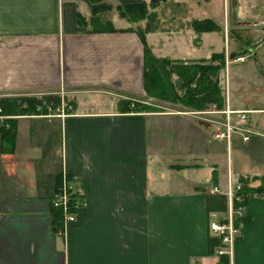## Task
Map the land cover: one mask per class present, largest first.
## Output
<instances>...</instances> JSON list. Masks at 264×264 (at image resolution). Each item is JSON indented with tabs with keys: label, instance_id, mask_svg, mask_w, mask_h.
Here are the masks:
<instances>
[{
	"label": "crops",
	"instance_id": "crops-1",
	"mask_svg": "<svg viewBox=\"0 0 264 264\" xmlns=\"http://www.w3.org/2000/svg\"><path fill=\"white\" fill-rule=\"evenodd\" d=\"M150 1L0 0V98L48 101L27 113L0 106V264H264V195L245 200L241 235L220 253L210 223L227 216L229 201L207 190L264 175V106L228 95L222 107H143L145 44L174 61L218 51L197 55L200 34L178 32L186 24L146 30ZM142 2V21L121 14ZM240 16L234 26L251 23ZM185 41L190 49L170 54ZM259 58L264 67V48ZM227 108L246 112L232 115L252 133L244 146L239 132L214 137ZM64 176L86 201L73 221L57 219L51 201Z\"/></svg>",
	"mask_w": 264,
	"mask_h": 264
},
{
	"label": "rangeland",
	"instance_id": "rangeland-1",
	"mask_svg": "<svg viewBox=\"0 0 264 264\" xmlns=\"http://www.w3.org/2000/svg\"><path fill=\"white\" fill-rule=\"evenodd\" d=\"M151 0L150 4L154 2V7L149 18V26L154 28L153 31L158 34L162 33L163 27H177L179 24H186L190 27L189 29H184V31H178L179 33H184V39L191 38V32H198L200 37L197 36L194 40L196 47H199L197 55L205 56L214 50H218L216 53H222L223 61L221 58L212 60H190L185 59L182 61H174L168 58H160L165 60L162 62L164 68L162 73L164 74L167 87L170 92L168 96L161 95L160 92L151 90L147 92L151 104H145L143 107L146 108H156L158 106L165 105L167 107H177L185 106L187 108L198 107L201 99V95L205 92L202 91L203 87L210 88L214 91L215 96L219 89L222 91L220 94H224L226 101H228V95H230V100L235 105H260L264 106V83L258 87L256 83L257 77L253 78L251 81L241 82L242 72L249 73L250 75L257 76L260 74V78H263L264 73H262L261 66L262 61L259 58L261 50L264 48V44L261 45L260 50L255 48L253 53L249 54V57L245 61H240L241 58L247 56L248 54H243L238 56L246 46L256 43L264 36V25L263 20L259 18H264V0ZM236 6H238V14L240 13V20H248L251 23L245 25L234 26L233 16ZM141 10L131 9L126 13L128 16H132L134 13L139 14ZM148 12H150L148 10ZM191 21L187 18H192ZM137 21H142L141 17H133ZM185 20V21H184ZM203 20H209V22H202ZM258 20V21H256ZM198 22V23H197ZM142 23V22H141ZM171 24V25H170ZM211 24H217L219 26L217 31H202L205 27H210ZM185 25V26H186ZM192 30V31H191ZM204 33V36H203ZM190 36L188 37V35ZM177 39V38H176ZM190 41V40H189ZM185 44L175 42L171 55L184 50L190 49L188 47V41ZM187 43V44H186ZM172 43L169 46H163L164 49H171ZM222 50V51H220ZM165 53V52H163ZM169 54V55H170ZM161 64V66H162ZM152 65V62H151ZM201 68L204 71L203 76ZM157 73H161V70L157 69ZM179 71V72H178ZM180 71L182 74H180ZM228 71L233 76V79L228 81L227 74ZM196 72L195 78L187 82L186 75ZM226 77V80L224 79ZM204 79V80H203ZM225 80V82H224ZM204 84H202L203 82ZM225 91H223V89ZM161 95H158V93ZM196 93L194 98L186 99L188 93ZM225 100V99H224ZM57 102L58 100H53ZM140 102L135 104V108H142ZM255 116L254 113H247V120H252ZM239 117L234 116V120ZM237 134L234 133V137ZM251 136L252 133H249ZM239 140V145H246V141L243 139V135H237ZM243 139V141H242ZM248 141V140H247ZM236 152L233 151V161L235 160ZM234 179V178H232ZM233 182H236L234 180ZM238 182V181H237ZM236 182V183H237ZM241 182V181H240ZM261 180H253L252 184H258ZM242 183V182H241Z\"/></svg>",
	"mask_w": 264,
	"mask_h": 264
},
{
	"label": "trees",
	"instance_id": "trees-1",
	"mask_svg": "<svg viewBox=\"0 0 264 264\" xmlns=\"http://www.w3.org/2000/svg\"><path fill=\"white\" fill-rule=\"evenodd\" d=\"M150 5L151 7H154V2H152ZM131 9H139L141 11L139 12V14L134 13L132 16L126 15V13L128 14V12L126 11H130ZM148 13H149L148 5L145 2H142L140 4H135V5H127L121 8V14L124 16H128L132 19L133 17L145 18L147 17ZM148 16L150 17V15ZM205 21L209 22V20H203L200 22V24ZM218 28L219 26L217 24H211L210 27H205L200 30L209 31V30L218 29ZM147 29H150V26H148L146 30ZM141 37H142V40L145 42L144 31L141 32ZM222 55H223L222 53H214L211 58L212 60L221 58V60L223 61ZM164 61L165 60L163 59L155 57L152 54L149 47L147 46V44H145L144 88L147 92H151V90H154L155 93L156 91H158L160 92L162 96L163 95L168 96V92H170L171 85L169 83V89H168L164 74L162 73L163 72L162 69L164 68V64H162V62ZM151 62H152V65H151ZM157 69L161 70V73L160 72L157 73L158 72ZM202 70L203 69L201 68V72L203 76L204 71ZM261 71L262 73H264V67L262 66H261ZM180 74H182L181 71H180ZM196 75H197L196 72L194 73L191 72L187 74L186 81L187 82L192 81ZM202 84H204V82ZM202 91H204L205 93L201 95V99L197 100V101H200L197 108H204L210 103H216L218 107H222L224 105L225 98L223 94H220V92L222 91L221 88L219 89V92H217L215 96H213L214 91L205 86L203 87ZM160 94L158 93V95ZM194 95H196V93L190 92L187 94L186 99L194 98ZM46 98L47 96L46 97L45 96L44 97L22 96V97H14V98H0V106H2L3 108H8L9 111L10 110L13 111V108H15V110L19 108V111L27 113V112L37 111L38 106H44V104H48V101L46 100ZM240 180L243 184L241 193L244 195L245 200L251 195H255V194H258L260 196L264 195V175L253 176V177H242ZM253 180H261V183L257 186H253L251 185V182ZM55 215L57 219L62 220L64 216V212L61 208H56Z\"/></svg>",
	"mask_w": 264,
	"mask_h": 264
},
{
	"label": "built area",
	"instance_id": "built-area-1",
	"mask_svg": "<svg viewBox=\"0 0 264 264\" xmlns=\"http://www.w3.org/2000/svg\"><path fill=\"white\" fill-rule=\"evenodd\" d=\"M227 120L224 123V129L215 133L216 138H225L230 140L232 132H239L243 135L244 141L249 139V134L246 132L239 123H234L233 114H241V119L245 118V111L226 109ZM243 184L241 182H233L231 178L228 179L226 189L223 191L222 183L214 184L208 187V192L211 194H217L223 192L229 201L228 213L225 218H218L216 214L212 215V221L210 223L212 230L217 233L225 248L219 250L220 253L230 252L236 239L241 235V228L236 223L238 218L243 217L246 212V206L244 204L245 197L241 193ZM52 205L55 208H61L64 212L66 221H73L76 219V212L85 207L86 201L82 195L73 189L64 176L62 186L54 193L52 198Z\"/></svg>",
	"mask_w": 264,
	"mask_h": 264
},
{
	"label": "water",
	"instance_id": "water-1",
	"mask_svg": "<svg viewBox=\"0 0 264 264\" xmlns=\"http://www.w3.org/2000/svg\"><path fill=\"white\" fill-rule=\"evenodd\" d=\"M236 3L238 5V1L236 0ZM234 24L238 25V6H236L235 11H234ZM264 43V37L257 41L256 43H253L249 45L248 47H245L241 52L238 53V56H242L243 54H251L253 53L254 49Z\"/></svg>",
	"mask_w": 264,
	"mask_h": 264
}]
</instances>
